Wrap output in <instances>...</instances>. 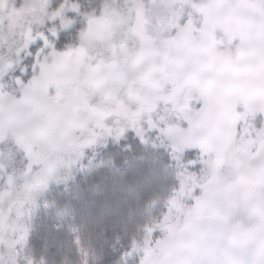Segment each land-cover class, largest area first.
<instances>
[{
    "label": "snow or ice",
    "instance_id": "6c2138e0",
    "mask_svg": "<svg viewBox=\"0 0 264 264\" xmlns=\"http://www.w3.org/2000/svg\"><path fill=\"white\" fill-rule=\"evenodd\" d=\"M71 16L77 43L58 48ZM0 34V201L19 182L20 207L35 203L131 135L166 154L176 187L146 247L125 257L264 264V0H0ZM15 231L26 243L27 227ZM0 264H19V247Z\"/></svg>",
    "mask_w": 264,
    "mask_h": 264
},
{
    "label": "trees",
    "instance_id": "16d2710c",
    "mask_svg": "<svg viewBox=\"0 0 264 264\" xmlns=\"http://www.w3.org/2000/svg\"><path fill=\"white\" fill-rule=\"evenodd\" d=\"M79 3L90 9L98 0ZM78 25L79 19L58 42L73 38ZM84 164L75 182L51 185L40 200L30 224L29 257L37 264H137L125 253L159 218L175 168L165 167L163 151L145 148L131 135L88 154Z\"/></svg>",
    "mask_w": 264,
    "mask_h": 264
},
{
    "label": "rangeland",
    "instance_id": "374dc122",
    "mask_svg": "<svg viewBox=\"0 0 264 264\" xmlns=\"http://www.w3.org/2000/svg\"><path fill=\"white\" fill-rule=\"evenodd\" d=\"M60 2H61V0H49V3L52 4L53 7L58 5ZM110 2L114 3L115 0H110ZM145 2L147 3L148 0H145ZM155 13H156V10L152 9L150 7V10H149V20L150 21L154 18ZM39 15L40 14L38 13L37 17H39ZM70 18L74 19L75 22L77 21V19H79V25H78L77 30L80 27H82L83 22L81 21V19L79 17L71 16ZM162 19H163V13L161 12L159 17H158V21H161ZM18 22L23 23V19L18 18ZM32 26H33V28H38V26H39V19L38 18H34L32 20ZM51 26L52 25H49L48 27H51ZM56 26L59 27V24L57 23ZM39 30L46 31L47 29L46 28H40ZM3 39H4V34H0V40H3ZM13 39H14L13 37H8L9 44H12L13 47L18 46L19 42H17V44H13ZM76 43H77V38H76V33H75L74 37L71 39H68L64 44H62V43L60 44L59 42H57V47L58 48H65L67 46L75 45ZM36 47H38V45L34 46V48H33L34 51H35ZM98 47L101 49H103L105 47L102 40L98 44ZM13 59H15V57H13ZM28 62H30V58L25 61V63H28ZM99 148H102V147L95 148L93 151L89 152V154L98 150ZM175 172H176V169H175ZM67 175H68L67 173H61L60 176L58 177L59 182L65 180L64 177ZM54 184H57V183H52L51 185H54ZM51 185L48 187L47 191L49 190ZM175 187H176V184H174L172 189L169 191L167 197L165 198V204L169 200V198L172 197L173 189ZM21 190H22V186L19 182H17L11 188V195L7 196L2 201H0V214H3L4 216L7 217L9 209L11 208V217L8 219V235L5 237V242H6V244H8L9 247H8V249H5L4 247L0 246V254H4L5 256H7L9 253H11L12 257L15 258L16 249H17V247H19V264H37L28 255V250H27V242L28 241L25 243L24 240L21 239V237H23L25 234L23 232L15 231V226L17 224H20L21 226L27 227L28 232L26 235V239L28 240L32 217L36 211V208H37L40 200L43 198L44 194L47 191L44 194L40 195L36 199L35 203H25L24 206L21 208L20 202L24 200V196L21 194ZM165 204H164V206H165ZM18 213H20L21 215L18 216ZM162 214H163V211L161 212L160 216ZM160 216H159V218H160ZM159 218L154 220L145 229V232H144L142 238H140L137 241H134L131 244L130 249L140 250V249H144L146 247V240L148 238V236H147L148 230L158 226L157 221L159 220ZM17 241H19V245L17 244Z\"/></svg>",
    "mask_w": 264,
    "mask_h": 264
}]
</instances>
